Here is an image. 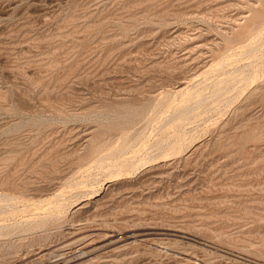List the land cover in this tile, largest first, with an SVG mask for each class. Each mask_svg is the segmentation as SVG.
Wrapping results in <instances>:
<instances>
[{
  "label": "rangeland",
  "instance_id": "obj_1",
  "mask_svg": "<svg viewBox=\"0 0 264 264\" xmlns=\"http://www.w3.org/2000/svg\"><path fill=\"white\" fill-rule=\"evenodd\" d=\"M0 264H264V0H0Z\"/></svg>",
  "mask_w": 264,
  "mask_h": 264
}]
</instances>
